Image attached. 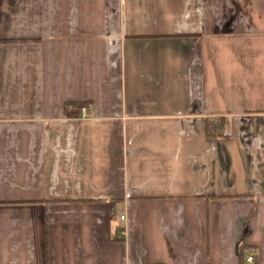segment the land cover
Wrapping results in <instances>:
<instances>
[{
	"label": "crops",
	"instance_id": "0c3cea01",
	"mask_svg": "<svg viewBox=\"0 0 264 264\" xmlns=\"http://www.w3.org/2000/svg\"><path fill=\"white\" fill-rule=\"evenodd\" d=\"M0 264H264V0H0Z\"/></svg>",
	"mask_w": 264,
	"mask_h": 264
},
{
	"label": "trees",
	"instance_id": "16d2710c",
	"mask_svg": "<svg viewBox=\"0 0 264 264\" xmlns=\"http://www.w3.org/2000/svg\"><path fill=\"white\" fill-rule=\"evenodd\" d=\"M224 124H225V119H223L222 117L216 118L212 121L208 120L207 121L208 136L221 137L223 135L221 133V130L224 128Z\"/></svg>",
	"mask_w": 264,
	"mask_h": 264
},
{
	"label": "built area",
	"instance_id": "2783aa9c",
	"mask_svg": "<svg viewBox=\"0 0 264 264\" xmlns=\"http://www.w3.org/2000/svg\"><path fill=\"white\" fill-rule=\"evenodd\" d=\"M86 109H87L86 106H83V107H82V111H83V113L86 112ZM222 134H223V135H228L229 132H228V130H227L226 128H224ZM121 218L124 219V218H125V215H122ZM120 233H121L122 235H124V234H126V230L122 229V230H120ZM247 259H248L249 261H253V257H252V256H249Z\"/></svg>",
	"mask_w": 264,
	"mask_h": 264
}]
</instances>
